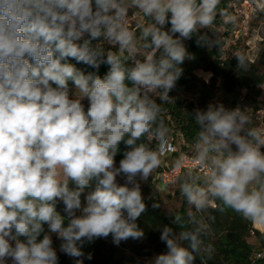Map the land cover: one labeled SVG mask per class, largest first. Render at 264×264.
I'll use <instances>...</instances> for the list:
<instances>
[{"label":"clouds","instance_id":"obj_1","mask_svg":"<svg viewBox=\"0 0 264 264\" xmlns=\"http://www.w3.org/2000/svg\"><path fill=\"white\" fill-rule=\"evenodd\" d=\"M219 4L0 0V264H59L53 234L75 264L92 259L82 250L85 243L110 235L116 246L143 239L137 220L147 206L139 181L152 176L169 150L157 98L172 99L180 65L194 59L184 41L211 28ZM130 9L151 21L137 24L138 37L128 26ZM219 15L225 23L236 21L227 10ZM101 40L119 53L93 43ZM141 49L148 51L138 59ZM237 60L247 71L245 57ZM101 65L108 66L103 76ZM195 124L191 159L207 175L202 185L186 170L181 196L198 213L214 204L220 213L231 210L264 225V125L252 126L247 108L223 103L196 109ZM183 164L181 155L174 166ZM189 222L198 223L194 215ZM206 227L175 232L165 226L160 240L167 251L149 264H195L197 255L213 250L201 238Z\"/></svg>","mask_w":264,"mask_h":264},{"label":"trees","instance_id":"obj_2","mask_svg":"<svg viewBox=\"0 0 264 264\" xmlns=\"http://www.w3.org/2000/svg\"><path fill=\"white\" fill-rule=\"evenodd\" d=\"M231 1L233 0H220L218 14L211 28L201 29L193 35L192 39L184 41L194 59H186L180 65L183 73L177 81L176 88L169 93L172 99L160 102L157 98V102L161 103L163 109L160 117L169 129L168 134H178L181 139L182 144L178 150L186 151L194 146L198 130L195 124L196 109L204 110L210 103H223L230 109L237 106L245 108L248 103H256L257 98L264 94V52L255 63L248 60L244 47L241 48L235 44L224 49V40L231 34V26L230 23L223 21L219 13L222 10H228V4ZM145 19L150 20L146 17ZM220 27L224 28L223 32L220 31ZM134 32L138 37L139 28H136ZM201 36H204L207 42L202 40L198 44L197 40ZM140 51L138 59H142L143 54H146L148 50ZM121 55L130 65L131 60L127 59L128 54ZM241 55L248 63L247 71L238 68L237 57ZM69 62L76 63L74 60ZM76 66L85 72L96 71L84 64ZM107 71L108 66L101 65L98 74L103 76ZM199 71L208 73V80L199 76ZM152 143L154 146L156 142ZM120 149L115 158L117 166L126 150L123 143ZM174 161L175 159L172 162ZM93 189L94 184L90 191ZM153 193L152 196L142 193L147 207L138 218L137 224L144 232L143 239L130 238L116 246L110 235L106 239L101 238L92 243H85L82 250L86 255L91 253L92 259H84V264H146L144 259H149L150 262L157 254L167 251L165 243L160 240V234L165 226L172 227L175 232H182L192 231L201 225L207 226L201 232V238L205 245L211 244L213 250L211 253L204 251L197 255L196 264H260L264 261V258H254V246L248 242V238L253 236L258 247L264 251V231L254 229L251 221L231 210L220 213L214 204L204 212L198 213L194 207L189 211L188 202L184 197H181V205L176 214L164 213L160 209L159 199L154 196L157 192L154 190ZM63 207L62 203L58 205V211L62 215ZM193 215L198 221L197 224L189 222L190 216ZM176 216L180 217L178 223H174ZM255 226L260 228L262 225L255 224ZM183 246L189 247V242L183 241ZM57 253L59 264H75L74 258L60 251Z\"/></svg>","mask_w":264,"mask_h":264},{"label":"rangeland","instance_id":"obj_3","mask_svg":"<svg viewBox=\"0 0 264 264\" xmlns=\"http://www.w3.org/2000/svg\"><path fill=\"white\" fill-rule=\"evenodd\" d=\"M246 0H233L228 4V12L232 15L236 16V21L234 23H230L231 26V34L229 37L225 38V46L224 49H228L229 45L237 44L241 48H245L246 56L249 61L257 62L259 56L262 52H264V11L257 12L255 14H251L247 20L245 17L238 11V9H242V4ZM224 21V19H223ZM150 20H146L142 13L137 9H130L129 17H128V26L132 31H135L137 28V24L145 25L150 23ZM220 31L223 32L224 28L220 27ZM101 47H104L105 50H108L111 47L112 51L119 52L118 48L115 46H109L107 42L103 40L97 42ZM198 75L208 80L209 74L199 71ZM54 86V85H53ZM72 84L70 82V88H72ZM155 98V97H154ZM87 104V101H84ZM247 108L249 114L252 116L253 125L252 126H261L264 125V94H262L259 98H257L256 103H248ZM168 140H172V142L176 145L177 148L182 144L181 139L178 134L171 135V133L167 136ZM193 147H189L188 151H193ZM194 152V151H193ZM161 166L169 164L173 161L172 158H168L167 156L161 157ZM158 169V168H157ZM156 169V170H157ZM155 171V170H154ZM185 175L179 177L177 181L173 185H162L155 172L152 173L146 181H139L141 184V191L146 196L153 195V191L155 190L157 194L156 196L159 199L160 209L164 213H173L176 214L181 205V194L179 190L180 182L185 178ZM139 179V178H138ZM118 183H124L125 178L123 176L117 177ZM74 186V185H70ZM90 191V188L85 190V193L82 195L81 199L84 202V196ZM149 191V192H148ZM151 193V194H150ZM193 206L188 204V210L190 211ZM79 214V213H78ZM252 227L259 231H264L259 229L252 223ZM47 230V226H45ZM54 247L59 251L60 241L56 238L55 234H53ZM248 242L254 246V253L264 252L258 247V244L253 236L248 238ZM146 264L149 263V259L143 260ZM11 264V261H9ZM196 264V263H195ZM260 264H264V261H261Z\"/></svg>","mask_w":264,"mask_h":264},{"label":"built area","instance_id":"obj_4","mask_svg":"<svg viewBox=\"0 0 264 264\" xmlns=\"http://www.w3.org/2000/svg\"><path fill=\"white\" fill-rule=\"evenodd\" d=\"M242 9H238V11L245 17V20L249 18L251 14H255L257 12H262L264 10V0H246L242 4ZM245 92V90L243 91ZM168 151L166 155L162 157H170L175 156V161L181 155L184 156V164L182 168L175 167V161L164 166L159 167L154 172L157 174V178L162 185H173L177 179L183 175H185L186 170H192L193 175H197L200 177V183L203 185V181L206 178L207 170L204 168H198L197 162L192 160L191 157L194 155L193 151H184L178 150L176 145L172 142V140L167 139ZM255 259L264 258V252H258L254 254Z\"/></svg>","mask_w":264,"mask_h":264},{"label":"crops","instance_id":"obj_5","mask_svg":"<svg viewBox=\"0 0 264 264\" xmlns=\"http://www.w3.org/2000/svg\"><path fill=\"white\" fill-rule=\"evenodd\" d=\"M177 148V147H176ZM178 149V148H177ZM168 158H172V159H175V156H170V157H168ZM258 228V227H257ZM259 229H262V230H264V225H262Z\"/></svg>","mask_w":264,"mask_h":264}]
</instances>
